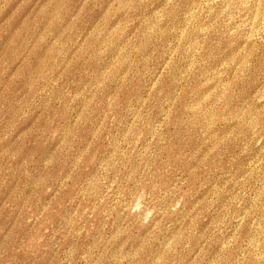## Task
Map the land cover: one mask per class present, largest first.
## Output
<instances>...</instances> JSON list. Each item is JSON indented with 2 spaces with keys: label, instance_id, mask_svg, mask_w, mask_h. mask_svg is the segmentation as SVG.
I'll list each match as a JSON object with an SVG mask.
<instances>
[{
  "label": "rangeland",
  "instance_id": "rangeland-1",
  "mask_svg": "<svg viewBox=\"0 0 264 264\" xmlns=\"http://www.w3.org/2000/svg\"><path fill=\"white\" fill-rule=\"evenodd\" d=\"M0 264H264V0H0Z\"/></svg>",
  "mask_w": 264,
  "mask_h": 264
}]
</instances>
